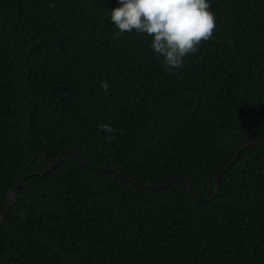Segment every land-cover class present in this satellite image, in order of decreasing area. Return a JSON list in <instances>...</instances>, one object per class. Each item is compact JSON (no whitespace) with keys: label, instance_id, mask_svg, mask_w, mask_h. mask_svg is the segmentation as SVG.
Returning a JSON list of instances; mask_svg holds the SVG:
<instances>
[{"label":"trees","instance_id":"trees-1","mask_svg":"<svg viewBox=\"0 0 264 264\" xmlns=\"http://www.w3.org/2000/svg\"><path fill=\"white\" fill-rule=\"evenodd\" d=\"M169 74L117 0H0V264H264V0ZM107 81V93L101 82ZM116 131L106 133L100 125ZM114 136L109 143L105 137ZM71 154L45 176L64 149Z\"/></svg>","mask_w":264,"mask_h":264},{"label":"clouds","instance_id":"clouds-1","mask_svg":"<svg viewBox=\"0 0 264 264\" xmlns=\"http://www.w3.org/2000/svg\"><path fill=\"white\" fill-rule=\"evenodd\" d=\"M111 9L114 38L133 31L151 37L150 48L166 66L169 74L184 67L185 58L195 54L203 42L213 38L217 28L215 13L209 0H117ZM107 93L109 83L101 82ZM106 133L116 130L108 124L100 125ZM114 136H106L111 143Z\"/></svg>","mask_w":264,"mask_h":264},{"label":"water","instance_id":"water-1","mask_svg":"<svg viewBox=\"0 0 264 264\" xmlns=\"http://www.w3.org/2000/svg\"><path fill=\"white\" fill-rule=\"evenodd\" d=\"M264 145V143L262 142H259V143H250V144H247L245 146H243L239 152L237 153L236 157L225 167L223 168L219 174L217 175L216 179H215V184H214V193H213V197L210 199V201H213L215 198H216V195H217V188H218V184H219V181L220 179L222 178V176L230 169L233 167V165L237 162V160L240 158L242 152L244 150H246L247 148L249 147H252V146H262ZM65 154H71L72 156L75 157V159L79 162L80 165L88 168V169H92V170H97V171H109L111 173H113L117 178H119L121 181L123 182H126V183H130V184H134V185H138V186H141V187H144V188H147V189H150L152 191H158V190H162V189H165L167 188L176 178H180L182 179L188 190H189V193L198 201H205L203 198H199L197 197L191 186H190V182L189 180L183 176V175H178V176H173L172 178H170L169 180H167L164 184H162L161 186L159 187H152L150 185H147V184H143V183H139L137 181H134V180H130V179H127L125 178L124 176L116 173L115 171L109 169L108 167H99V166H94V165H91V164H88V163H85L83 162L77 151L73 148H67V149H64L62 151V153L60 154L59 158L54 162V164L48 168L45 172H42V173H37V174H31L29 176H33V175H37V176H45V175H48L49 173H51L54 169H56L57 167H59L62 162H63V158H64V155ZM25 179L24 178L23 180H21L20 182H18V184L16 185V187L10 191L9 193V198H8V204H7V209L4 213V215L2 216L1 220H0V246H1V236H2V226L5 222V220L7 219L8 215L10 214V211L12 210L13 206H14V203L15 201L17 200V193L21 190L22 187L25 186Z\"/></svg>","mask_w":264,"mask_h":264}]
</instances>
